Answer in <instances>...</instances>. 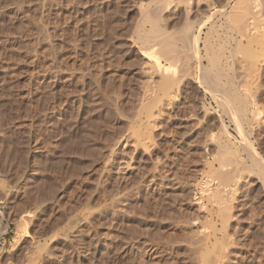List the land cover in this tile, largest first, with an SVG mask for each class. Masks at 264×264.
<instances>
[{"label": "rangeland", "instance_id": "374dc122", "mask_svg": "<svg viewBox=\"0 0 264 264\" xmlns=\"http://www.w3.org/2000/svg\"><path fill=\"white\" fill-rule=\"evenodd\" d=\"M152 1L0 0V264H264V174L246 146L264 167L263 57L254 85H221L249 94L236 115L213 77L194 83L143 51ZM226 2L163 5L161 28L188 10L198 30ZM219 14L213 31L232 35ZM153 59L167 90L151 110Z\"/></svg>", "mask_w": 264, "mask_h": 264}, {"label": "bare ground", "instance_id": "6f19581e", "mask_svg": "<svg viewBox=\"0 0 264 264\" xmlns=\"http://www.w3.org/2000/svg\"><path fill=\"white\" fill-rule=\"evenodd\" d=\"M175 1L176 0H162L161 3L159 2L158 5H153V6H156L155 8L152 7V4L155 3L154 1H152L145 8V12H147V11L148 12L144 18L147 20V22L146 21H144V22L145 23L149 22L151 24V25L150 24L149 25L151 27L152 33L155 34V37L152 40L144 39L142 37L144 42L148 45L146 47L148 49H144L143 51L148 55L149 54L155 55V54H158L159 51H165L166 52L165 55L168 57L169 64L172 67H174L177 72L181 73L185 78L191 79L194 83H196L199 80H200L199 82H201L204 74L209 75L208 77H213L216 80L215 82L219 83L218 87H216V86H214V87L219 88V85H220L219 89L223 90V92H220L221 97L219 96L220 100L222 99L220 101L222 104L223 103L224 104L229 103L228 104L229 106L230 105L233 106L232 111H234L235 114H236V111L242 112V113L243 112L244 113H248V112L251 113L252 109H250L251 111H249V104H248L251 102V101L249 102V99H250L249 94H243L242 93L243 95L241 96V98L237 97L236 95H234V96L231 95L232 96L231 97L230 95L224 93L225 87L221 86V85L222 84L224 85L223 81H225V79H229L231 74L234 75L235 78H239V79L243 80L244 82L248 83L249 86L250 85L252 86L255 84L256 78L259 76L258 70L260 68L259 67L260 63L258 64V62L264 61V55H263L264 54L263 53L264 52V29H263V31H261L262 28L258 29V26L256 27V25H255V27L257 28L256 29L253 27L254 26L253 24L256 21V19H254V18L260 12L261 13L257 18H259V17L261 18L262 16H263L262 19L264 18V11H261L262 5H263V10H264V4H262L263 1L261 0L262 1L261 2L260 0H227V2L222 7H220V8L216 7V9H214L216 11H213L214 13H212V15L209 16L212 21L209 22V20L208 21L206 20L207 21L206 22L205 20H203V18L201 21H198V23H197V26L199 28L198 30H197V27H195V25H194L195 23L191 24V23L187 22L189 20L188 15L190 14V12L186 9L187 10V14H186L187 18H186V21H185L183 27L180 28L178 31L166 33L161 28L160 11L163 8V5H166V6L171 5L172 6L175 4ZM176 6H178V5H176ZM229 7L232 8L231 11H235L237 13V17L234 15V17H233L234 20L232 18V21H235L237 18V20L233 24L231 23L232 21L230 20V18L232 16L227 15V10ZM215 13H218V14L220 13L222 16L225 15V17L228 20V24H229L228 26H230V27L233 26L231 30L228 29L230 31H233L232 35L231 34L230 35H224L222 33L220 34L219 32L217 33V32L213 31L215 29L214 28L215 22L213 21V17H214ZM231 13H233V12H231ZM224 20H226V19H224ZM253 20H255V21L253 22ZM263 22H264V20H263ZM145 23H144V25H145ZM223 25H225V24L223 23ZM141 27L142 26H140V29H141ZM206 29H207V31L204 32V30H206ZM213 32L216 33L215 34V36H216L215 42L212 41V40H215ZM138 39H140V38H138ZM142 39H140V40H142ZM149 47L152 49H150ZM202 51H205V52H203L204 55L202 54ZM151 57H153V56H151ZM261 57H263V59ZM260 58L262 59V61L259 60ZM204 62L205 63L207 62V64H204ZM156 68L158 70H160L159 62L157 63L154 59L150 60L149 64H147V66L144 68L145 74L150 79V81L148 82V92H146V93H149L150 97H152V95H154V97H156V98H154L153 101L150 102V104H148V108L151 110H153L155 107H158L159 104L164 105L166 102V98H164L162 96V94L165 93L167 90L166 83L162 84L158 88H156V86H153V84H154L153 78L156 74ZM207 80L208 79H206V81ZM229 81H230V79H229ZM231 82L233 83V81H231ZM210 84L213 85L212 80H211ZM248 85H246L245 87H247ZM234 86L235 85H233V87ZM240 86H242V85H240ZM211 87H213V86H211ZM216 88H215V90H216ZM157 89H159L160 91ZM211 90H212V88H211ZM229 92H231V90ZM240 93H239V95H240ZM222 94H224L225 96H222ZM216 95H219V94H216ZM146 96H147V94H146ZM144 104L145 103H143V105ZM230 109H232V107H230ZM204 111H205V109H204ZM154 113H155V111H154ZM154 113H153V111L150 112L152 119H156L158 117V116L156 117V113H155V115H154ZM236 115H238V113ZM245 118L246 117H243V119H245ZM223 131L225 132V130H223ZM238 131H237L238 133L243 132V131L240 132L239 129H238ZM247 135H248V133H247ZM229 136H231V135H229ZM245 138L248 139L249 137L247 136ZM229 142H231V141H229ZM248 143L246 142V144H247L246 146L248 147V154H249L248 157L249 158L251 157L250 161L253 159L254 163H256L258 165V167L260 168L259 170H261L263 172L261 174H264V167H262L260 164V160H261V158L259 157L260 155H258V153L255 151L254 147H253L254 149H252L253 144L251 143L252 144V146H251L250 143L249 144ZM226 145H228V144H226ZM219 146H220V142H219ZM229 147H231V146H229ZM218 149L221 150L220 147ZM229 151L230 150H228L227 152H229ZM222 152H224V151H222ZM230 153H227V155H229ZM233 156H234V154H233ZM221 161H222V159H221ZM228 161H230V160H228ZM256 164H255V167L257 168ZM233 165H236V164L234 163ZM223 166L226 168L228 167L227 169L230 170L229 167L231 166V163H230V166H228L226 161H225V164H223ZM223 166H222V168H223ZM236 166H234V167H236ZM236 168L234 170H236ZM241 168H240V170H241ZM228 170H227V172H229ZM238 170H239V168H238ZM232 172H233V170H232ZM262 176H264V175H262ZM261 182L264 183L263 181H261ZM208 184H209V182H208ZM213 187H214V189L213 190L210 189V191L214 192V190H215V192L218 193L219 192L218 186H213ZM213 187H211V188H213ZM204 188H207V187L201 188V191H205ZM196 200H197V198H196ZM196 204L199 205L198 200L196 201ZM201 206H199V207L201 208ZM221 208L219 207L220 210H222L223 208H227V207H223L222 209ZM224 214H225V212H224ZM204 244H205V242H204ZM218 248L219 247H217V250H218Z\"/></svg>", "mask_w": 264, "mask_h": 264}]
</instances>
